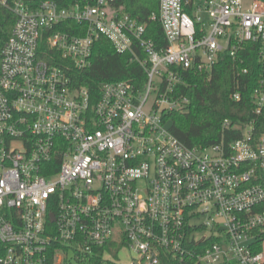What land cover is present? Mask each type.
<instances>
[{
    "label": "built area",
    "instance_id": "built-area-1",
    "mask_svg": "<svg viewBox=\"0 0 264 264\" xmlns=\"http://www.w3.org/2000/svg\"><path fill=\"white\" fill-rule=\"evenodd\" d=\"M0 0V264H264V0ZM158 23L165 43L151 37ZM107 39L145 78L105 81L91 100L73 71ZM261 71L240 137L187 146L170 129L190 73L222 55ZM247 73L239 67L237 75ZM239 101V91L230 93Z\"/></svg>",
    "mask_w": 264,
    "mask_h": 264
},
{
    "label": "trees",
    "instance_id": "trees-1",
    "mask_svg": "<svg viewBox=\"0 0 264 264\" xmlns=\"http://www.w3.org/2000/svg\"><path fill=\"white\" fill-rule=\"evenodd\" d=\"M127 10L139 14L147 20L150 10L157 9L156 0H128ZM13 24V15L0 8V51L7 39ZM151 37L159 43H165L163 32L158 23L151 24ZM243 64L237 63L228 55H222L210 74H193L185 78L179 86L180 92L189 98L185 111L171 112L170 129L174 135L187 146H209L224 140L226 144L241 136L237 127L224 129L222 122L229 119L233 124H244L254 118L252 92L256 87L261 71L257 49L248 45L241 53ZM239 67L247 68V73L237 75ZM76 86L85 87L91 100L95 101L100 94V86L105 81L133 79L136 84L145 78L143 70L128 54L117 53L111 43L99 39L91 56V64L80 71H73ZM239 91V101L230 99V93ZM260 183L264 185V176L260 172ZM264 241V230L256 240L255 250L261 251ZM160 264H181L171 254L164 252Z\"/></svg>",
    "mask_w": 264,
    "mask_h": 264
},
{
    "label": "rangeland",
    "instance_id": "rangeland-1",
    "mask_svg": "<svg viewBox=\"0 0 264 264\" xmlns=\"http://www.w3.org/2000/svg\"><path fill=\"white\" fill-rule=\"evenodd\" d=\"M261 250L264 252V241L261 243ZM129 255L128 254H125V253H122L119 258L121 259V261L124 263V264H127L129 262Z\"/></svg>",
    "mask_w": 264,
    "mask_h": 264
}]
</instances>
